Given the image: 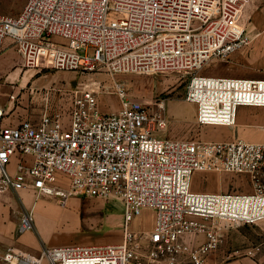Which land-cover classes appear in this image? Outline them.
<instances>
[{
	"label": "built area",
	"instance_id": "1",
	"mask_svg": "<svg viewBox=\"0 0 264 264\" xmlns=\"http://www.w3.org/2000/svg\"><path fill=\"white\" fill-rule=\"evenodd\" d=\"M235 13L224 0H25L16 16L0 13V50L7 39L22 57L49 49L52 67L87 74H178L197 125L233 127L240 107L264 108V77L199 72L250 44L246 31L232 34ZM113 88L120 105L110 113L88 87L62 94L71 101L66 119L54 106L36 122L3 124L0 105V194L117 199L121 243L49 247L37 257L11 250L4 264H206L227 229L264 222V142L165 136L163 101L151 111L122 84ZM195 173L245 176L251 191H194ZM145 210L151 230H130ZM32 227L26 212L17 234Z\"/></svg>",
	"mask_w": 264,
	"mask_h": 264
},
{
	"label": "rangeland",
	"instance_id": "2",
	"mask_svg": "<svg viewBox=\"0 0 264 264\" xmlns=\"http://www.w3.org/2000/svg\"><path fill=\"white\" fill-rule=\"evenodd\" d=\"M24 3L25 0H0V13L16 16ZM60 40L57 37H51V42L60 43ZM53 60V52L45 48L28 57H22L12 45L0 50V99L5 98L8 103L3 107L5 122L13 123L22 115L33 114L40 117L45 111L53 110L54 106H59L58 111L66 119L71 108V101L69 97H63L62 94L79 91L84 87L97 92L99 108L101 106L108 108L113 103H117L119 108L120 99L113 88V83L117 82L125 88L127 98L138 100L151 111L156 110L157 104L163 101V113L167 120L163 131L165 136L199 141L208 140L207 135L215 131L238 132L241 138H247L249 134L264 136V108L261 107H251L248 108L247 114H238L233 127L197 125L195 108L185 101L187 79L178 74H116L113 76L105 72L87 74L56 69L52 67ZM199 73L232 77H264V39H251L248 46L233 52L229 60L210 61ZM231 73H243V75L233 76ZM11 95L14 96L12 101ZM102 112L115 111H111L110 108ZM246 117H251L253 120L255 118L256 125L244 127ZM66 184V181H62L60 186L66 188ZM191 188L194 191L244 192L243 189L251 187L245 176L195 173L192 176ZM103 200L108 202L104 213L120 212V203L117 199ZM71 204L82 206L77 215H72L78 219L80 226L100 225L97 222L100 214L94 200L86 196L68 197L62 206L65 210L55 211L53 214L57 224L61 226L71 220L72 217L67 214L70 212L68 208ZM151 220V212L143 211L137 226L140 228L149 226ZM204 223L207 226H220L219 223L210 221H204ZM250 249H256V254L261 257V264H264V222L227 229L224 243L206 254V264L212 263L211 259L215 257L213 255L217 253L221 255V251H223V257L220 259V264H225L241 256L244 250Z\"/></svg>",
	"mask_w": 264,
	"mask_h": 264
},
{
	"label": "crops",
	"instance_id": "3",
	"mask_svg": "<svg viewBox=\"0 0 264 264\" xmlns=\"http://www.w3.org/2000/svg\"><path fill=\"white\" fill-rule=\"evenodd\" d=\"M224 3L231 6L236 10L235 18L232 26L233 36H237L239 33L246 31L251 39H264V0H224ZM63 41V40H60ZM11 45L9 40H5L3 49ZM14 47V46H13ZM233 76H241L243 73H231ZM250 75V74H247ZM0 105L2 108L8 103L4 99H0ZM99 108V106H98ZM111 108V111H117V103H113L112 106L106 108L101 106L99 110L107 111ZM248 108L240 107L237 111L238 114H247ZM30 119L32 122L38 121L39 117L36 115L23 116L18 118L15 122L24 118ZM237 119V117H236ZM3 124L11 122H5V118L2 120ZM244 127H253L256 125V120L251 117H246ZM240 133L229 132H212L211 135H207L205 141H228L233 139H243L252 142L264 141V136H258L249 134L247 138H241ZM60 182L65 181L60 179ZM62 188V187H61ZM63 189H67L63 187ZM225 186L222 188L224 191ZM244 192H250V189H243ZM70 198L75 196H69ZM78 197V196H76ZM94 200L97 211L100 214L98 219L99 226H80L78 219H75L72 215H77L78 210L82 208L81 205H69L67 214L71 216V220L62 224L61 226L56 223L53 217L55 211L65 210L58 198L50 196H36L32 190H22L19 192H5L0 194V264L2 262V256L8 251L19 250L23 253L37 257L41 250L49 247L67 246V245H117L122 241V208L120 205V212L116 214L104 213L107 203L103 198L89 197ZM77 200V199H76ZM75 201V200H74ZM147 211V210H145ZM30 212L33 220L32 230L23 234H17V225L20 217ZM138 218L133 220L129 228L134 232L148 233L152 228V220L149 226L140 228L137 226ZM77 220V221H76ZM106 225V226H104ZM120 225V226H119ZM198 239L203 240V236L199 235ZM191 245H187L188 251ZM223 251L213 255L210 264H220V259L223 257ZM262 260L259 255L256 254V249L244 250L242 255L227 261L225 264H261ZM40 264H48L47 261H42Z\"/></svg>",
	"mask_w": 264,
	"mask_h": 264
}]
</instances>
